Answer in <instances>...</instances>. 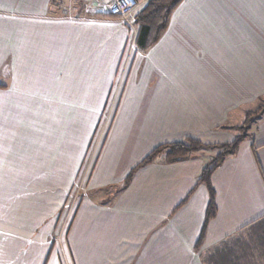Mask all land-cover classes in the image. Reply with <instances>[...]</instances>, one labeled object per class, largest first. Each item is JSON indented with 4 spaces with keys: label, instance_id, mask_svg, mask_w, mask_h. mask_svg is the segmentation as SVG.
Masks as SVG:
<instances>
[{
    "label": "crops",
    "instance_id": "0c3cea01",
    "mask_svg": "<svg viewBox=\"0 0 264 264\" xmlns=\"http://www.w3.org/2000/svg\"><path fill=\"white\" fill-rule=\"evenodd\" d=\"M80 1L61 15L66 0H0V264H222L264 238V116L212 174L216 216L196 252L204 159L148 165L110 206L88 196L158 146L234 139L217 128L264 99V0H184L145 54L122 21L95 18L106 2ZM76 184L89 193L68 226H41L42 186L56 212Z\"/></svg>",
    "mask_w": 264,
    "mask_h": 264
},
{
    "label": "trees",
    "instance_id": "16d2710c",
    "mask_svg": "<svg viewBox=\"0 0 264 264\" xmlns=\"http://www.w3.org/2000/svg\"><path fill=\"white\" fill-rule=\"evenodd\" d=\"M138 4L144 3L133 16V26L135 27L134 46L140 53H147L162 35L166 32L173 11L184 0H136ZM97 19L120 20L119 17L98 14ZM264 116V99L259 100L256 107L244 113V122L239 127L221 126L222 130H234L235 135L231 142L217 145H205L194 139H186L181 142L169 143L158 146L145 157L141 163L134 167L125 179L116 185H111L94 192V194H108L107 198L101 201V205H112L115 199L128 188L133 177L139 169L150 164L160 162L163 164H174L195 158L204 159V164L196 176V186L202 185L208 192V205L205 212L204 223L199 239L194 247L198 251L203 243L205 231L208 223L216 216V195L211 183L212 174L230 157H233L242 141L248 137L252 125L257 119ZM208 151L213 152L210 159L203 157ZM208 152V153H210ZM212 154V153H211ZM192 193V192H191ZM191 193L176 207L175 210L185 205ZM89 194L88 196H92Z\"/></svg>",
    "mask_w": 264,
    "mask_h": 264
},
{
    "label": "rangeland",
    "instance_id": "374dc122",
    "mask_svg": "<svg viewBox=\"0 0 264 264\" xmlns=\"http://www.w3.org/2000/svg\"><path fill=\"white\" fill-rule=\"evenodd\" d=\"M96 2H98L99 4L104 6L105 5L104 2H106V4H107V3H109V0H97ZM83 3L84 2L80 1V0H66L65 6H63V9L59 10V14H61V15L62 14L63 15H66V14L67 15H75L77 13L78 14L82 13V10L85 9L83 7ZM143 5H144V3L138 4V7L134 11H132L128 16H126L125 18H121L120 20H116V21H122L123 24L126 25L128 27V29L130 30V32H131L130 33V39H129V45H128L129 48H131L132 45H133V41H134L133 38L135 37V33H136L135 27L133 26V16L140 8H142ZM259 119H257V121ZM240 123L241 122L236 124V126H234V127L241 126ZM220 127H218L217 129H219ZM228 127H230V126H228ZM219 130H221V129H219ZM224 131H232V130H228L227 129V130H224ZM236 134H238V133L234 132V136ZM186 139H192V138H186ZM186 139H184V140H186ZM219 144H222V143H219ZM214 145H217V144H214ZM208 152H210V151H208ZM208 152L206 154H202V156L205 157V158L208 157V159H210L212 157L211 155H213V152H210V153H208ZM139 163H141V162H139ZM62 175L65 177V174L62 173ZM56 180L57 181L56 182H52L51 185L56 186L57 182H64V179L59 177V176H57ZM43 184L44 183H42V185ZM24 191H25L24 196L27 199L30 196V195L28 196V192H31V191H29L28 189H25ZM40 192H41L40 216H41V224H42L41 226H43L44 222L47 221V219L54 221L55 217H58L57 222L60 223V225L62 226L61 228H64L65 226H68V224H69V221H70L69 220L70 219V212L68 213L69 208H73L74 206H76L78 204V202H79V199H81V197L84 196L85 194L89 193L88 191L87 192L83 191L81 189V185L80 184H76V186L72 189V191H70V194H69V196H68V198L66 200V203L63 204V206L60 207L55 212L54 196H52V195H54V192H56V189H44V187L42 186V189L40 190ZM89 194L91 195V194H94V193L90 192ZM100 195H101V197L99 199L101 201H103L108 196V194H105V195L104 194H100ZM207 227H208V225H207ZM206 231H207V228H206ZM206 231H205V234H206ZM53 237H49L50 241L53 240ZM204 239H205V235H204ZM204 239H203V241H204ZM259 240H261V244H258ZM263 245H264V238H261V237L258 238L257 236L254 237V238L253 237L252 238L249 237V239L247 240L246 243H243V244H240L238 246H235V248L233 249V253H231L230 256L227 257L228 258L227 261L223 262L222 264H257L259 261L262 262V259L259 260L258 256L262 252V248L261 247ZM261 264H263V263H261Z\"/></svg>",
    "mask_w": 264,
    "mask_h": 264
},
{
    "label": "built area",
    "instance_id": "2783aa9c",
    "mask_svg": "<svg viewBox=\"0 0 264 264\" xmlns=\"http://www.w3.org/2000/svg\"><path fill=\"white\" fill-rule=\"evenodd\" d=\"M138 7L136 0H111L100 12L102 15L125 18Z\"/></svg>",
    "mask_w": 264,
    "mask_h": 264
}]
</instances>
